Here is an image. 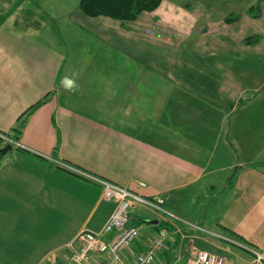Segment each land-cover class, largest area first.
<instances>
[{"label": "crops", "instance_id": "obj_1", "mask_svg": "<svg viewBox=\"0 0 264 264\" xmlns=\"http://www.w3.org/2000/svg\"><path fill=\"white\" fill-rule=\"evenodd\" d=\"M79 1L61 20L24 25L37 1L0 0V134L48 95L23 127L24 150L0 165V264H73L79 233L102 229L115 208L92 177L174 207L189 191L208 195L206 221L139 224L128 260L166 229L156 264H187L204 246L228 264H264L189 225H222L264 253V27L248 12L259 0H162L125 23L86 16ZM216 95L232 109L195 113Z\"/></svg>", "mask_w": 264, "mask_h": 264}, {"label": "built area", "instance_id": "obj_2", "mask_svg": "<svg viewBox=\"0 0 264 264\" xmlns=\"http://www.w3.org/2000/svg\"><path fill=\"white\" fill-rule=\"evenodd\" d=\"M0 135L6 141L13 142L7 135ZM92 178L101 184L103 199L107 201L113 200L115 208L102 229L99 231L84 229L79 233L76 241L80 246L73 250V264H156L159 253L167 248L166 242L169 233L166 229H161L153 234L146 243L145 249L139 252L132 260H128L125 251L141 235L138 224H133L132 221V213L138 205L147 204L150 207L160 209V206L155 202L159 204L165 203V199L161 198L153 201L128 187L97 177ZM140 185L146 186L144 182H141ZM189 225L194 232L199 230L205 232L202 227L200 228L196 224ZM214 235L248 251L255 262H264V253L258 249L220 234ZM93 255H104L105 259L98 263H93L91 261ZM188 264H228V261L223 254L217 251L198 248L190 254Z\"/></svg>", "mask_w": 264, "mask_h": 264}, {"label": "rangeland", "instance_id": "obj_3", "mask_svg": "<svg viewBox=\"0 0 264 264\" xmlns=\"http://www.w3.org/2000/svg\"><path fill=\"white\" fill-rule=\"evenodd\" d=\"M36 1H37V6L35 8H38V9H34V10H35V12H38L40 14L37 15L34 18V20L40 21V22L42 21L43 18L45 19V16H43L45 14L50 16V17H54L56 19L59 18L58 20H61L64 17L65 13H69L70 10L71 11L73 10V5L76 2V0H59V1L46 0L47 2H45V0H36ZM37 10H39V11H37ZM59 13H60V15L57 18V15ZM260 16H261V13H260L259 17H257V18L253 16L254 18H256L255 22L252 24L253 27H259V29L264 27V16L261 18H260ZM263 40L264 39L261 36L260 43L263 42ZM262 44L264 45V42ZM211 88L214 90L221 89V88L228 90L229 87L228 86L219 87L218 84H216L215 86H212ZM234 89H238V90L240 89L241 90L242 88L240 85V87L239 86H235V88L233 87V90ZM251 94L254 95V93H252L250 90H248V93L245 94L244 97L241 98L243 100V102L241 103L239 101L240 106L241 105L244 106V105L248 104L247 99L252 96ZM259 97L260 96H258V98L254 104H249L248 106H246L244 111L242 109L237 110L238 116L239 117L244 116L247 111L254 109L258 104H260L262 101V98L259 99ZM206 99L209 100V102L203 101V106L202 107H196L195 113H198V112L204 113L205 111H207V112L220 111L223 114H225V113H227L226 109L230 110V109H232V106H233V103H231V102H227V101L223 102V100L218 95L213 96L211 99H208V98H206ZM236 103H238V102H236ZM237 105L238 104H236L235 107H237ZM222 109H224V110L221 111ZM237 111H234L233 114H235ZM207 116L208 115L205 113V114L201 115V117L199 119H203V117H207ZM225 125L227 127L228 122H226ZM223 127H224V125H223ZM207 199H208V195H206L204 193L199 194V193H195L194 191H189L187 194L186 193L184 194V199H183L182 203H179V205L175 206V207H174L173 203H161V204H159V203L155 202L156 204H158L160 206V209L150 207V205H147V204L146 205L141 204V205H138L136 210L132 213V217H133L132 221H133V224H138V225L139 224H145V225H147V220L156 221L158 218L157 217V214H158L160 216L167 217L172 221H178V223H183L184 220L194 221V219L197 218L200 213L204 214L203 218H202L204 220L205 216L208 215V210H204V206H206ZM208 208H210V207H208ZM161 210H163L164 212ZM178 217L182 218L183 220H177ZM204 221H206V220H204ZM204 221L201 220V223L205 224ZM189 224H192V223H189ZM197 226H199V225H197ZM184 231H186V230H182L181 233L182 234L185 233ZM211 231H214V230H211ZM211 231H206L204 233L207 236H209L210 238L217 239V237L214 236V232H211ZM244 244L248 245L247 243H244ZM200 248H202V247H200ZM244 253L248 254L246 251H244ZM187 264H188V262H187Z\"/></svg>", "mask_w": 264, "mask_h": 264}, {"label": "trees", "instance_id": "obj_4", "mask_svg": "<svg viewBox=\"0 0 264 264\" xmlns=\"http://www.w3.org/2000/svg\"><path fill=\"white\" fill-rule=\"evenodd\" d=\"M161 2L162 0H80L79 8L83 14L89 17L105 16V17H110L112 19L125 23V22L136 20L137 17L141 15L143 12L155 11L161 5ZM262 2L264 3V0H259L255 4L251 5L248 9V12L252 14L254 17H259L260 4ZM27 13H29L27 14L29 15V17H27L26 15H23L24 18H22L23 20L22 24L27 25L26 22H29L31 24L36 23L38 25L41 24L40 21H36L33 19L32 16H30V14H32L31 12H27ZM237 18L238 16L230 18L229 20H235ZM16 24L19 25L21 23L17 21ZM47 100H48V95H46L44 98L36 102L29 109H27L19 117L18 122H17L18 125L15 128H13L11 132H8L5 134L13 141L12 143H10L9 141H5V139L0 136V165L8 152V151L5 153L1 152V149L4 146L8 144H13V146H16L17 149L24 150L18 144L21 138V135H22L23 127L26 121L28 120V118L34 113V111L37 108H39L41 105H43ZM55 153H56V150H55ZM162 225L165 226V223ZM218 229H219L218 233L220 235L226 236L230 239L241 242L243 244L248 243L241 236H239L236 232H234L233 230L227 227L220 225ZM230 244H232L234 247H239L238 245H235L233 243H230ZM201 249L213 250L208 247L206 248V246H204V248H201ZM246 252L249 253L248 251Z\"/></svg>", "mask_w": 264, "mask_h": 264}, {"label": "water", "instance_id": "obj_5", "mask_svg": "<svg viewBox=\"0 0 264 264\" xmlns=\"http://www.w3.org/2000/svg\"><path fill=\"white\" fill-rule=\"evenodd\" d=\"M12 149H13V144H8V145L4 146V147L1 149V152H2V153H5V152H7V151H9V150H12Z\"/></svg>", "mask_w": 264, "mask_h": 264}]
</instances>
